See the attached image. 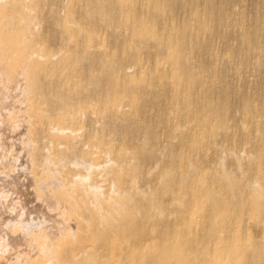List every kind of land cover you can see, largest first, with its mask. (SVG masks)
<instances>
[{
	"label": "bare ground",
	"instance_id": "1",
	"mask_svg": "<svg viewBox=\"0 0 264 264\" xmlns=\"http://www.w3.org/2000/svg\"><path fill=\"white\" fill-rule=\"evenodd\" d=\"M15 1L0 0V58L3 62H6V67L1 72L11 77L16 74L19 67L25 78L26 84L22 91V96L28 106L33 108L32 118L36 124L33 129L29 130L24 142L28 147H31L33 167L36 171L38 170L37 175L38 172L40 173L38 182L33 179L31 182H33V185L36 184L34 182H37V186L40 189L39 192L44 198V203L50 208L68 198L74 204L76 202L72 212L76 216H85L87 218L82 223L79 236L74 235L67 229L60 230L57 245H52L49 241V237L56 235V232H51L52 235H50L49 230L43 228L44 235L40 234L39 239L33 237V235V238L30 239L31 245L35 244L37 246L42 258L34 262L23 261L21 264H264V133H262L260 127V129L250 127L247 123H244L243 127L239 126L238 128L240 129L237 128V132L232 127H227V125L223 124L222 126L213 127L208 122L211 112L222 109L230 103V98L241 94L242 96L239 95L241 98H237L238 104L231 106L232 113L242 112L248 120L257 121L261 127L262 125L264 126V110L252 108V98L250 97V99L245 93H240L242 90L238 85L234 84L235 87H238L237 91L241 90L240 92L236 91L237 88H234L235 91L229 90L234 86H231V84L229 88L227 83H225L227 85H224L229 89L222 86L223 84L220 87H224V89H219L221 76L229 69L233 70L232 73L234 74H237L235 70L238 69L236 72L239 71L242 68L241 66L245 68L248 66L246 69L250 70L251 63L248 65V62H250L248 59L244 58L246 61H241L240 67L236 66L237 62L235 63L234 59L231 60L238 50L240 52V46L238 50L236 48L232 49H236L235 55L230 49L233 52L230 60L234 62L237 67L235 68L234 65L231 66L229 64L230 66H228L226 64L228 63L227 61L219 62V52L216 49H212L210 44H208L209 41L211 42L210 39L215 37V39L219 37L223 41L226 40V42L227 37L230 40L233 35V32L232 35L230 34V29V32L228 29V31L222 29L226 32L219 30H221V26H227L228 28L232 24L235 26L234 23L238 21L230 22V18L233 17H229L230 14L228 15L227 13L229 6H233L235 0H203L204 2H200L201 4H199L198 0H166L165 2L147 0L148 3H145L147 7L145 6L144 8L142 6L143 9L140 7V11L135 10L138 6V0H81L85 8V10L81 8L82 12L84 11L83 13L79 10L80 7L75 10L78 8V6H75L79 2L70 0L67 6L64 7L65 9L63 8L65 11L64 18L63 16L61 18L63 22L59 24L60 21L55 20L59 24L55 26L62 28V31L60 30L61 28H59V31L63 35L61 36L64 37L62 43H65V46L63 45L64 49L62 48L58 52H54V49L44 48V43H47L46 36L50 37V32V35L40 33V28L45 24L43 12L47 11L45 8L50 1L30 0L31 7L35 9L32 12L25 10L24 6L14 5ZM44 5L46 6L44 7L45 11L43 9ZM181 6L190 11V14L185 11L188 13V16L185 15L186 13L182 16H185V19L181 16L178 17L179 14L177 12L180 11ZM77 11H80L79 13L81 14L77 13ZM256 14V20L254 16V19H250L249 23L243 16L241 20L239 19L240 25L238 24L242 29L241 37L244 42L241 43L239 41V43L246 45L244 46L246 47L245 51H248L247 53H250V55L256 45L264 43V31L262 34L261 30L264 26L260 24L264 23V12ZM173 15L174 19L175 15H177V22H173ZM247 17L249 19L250 16ZM56 18H59L58 15ZM52 19L53 23H50L54 25L55 18ZM165 24L171 25L172 29L167 32L159 31L161 29L158 30V27L160 28L161 25ZM47 28L46 30H48ZM117 28L130 31V36L128 34L123 35L122 31L117 32ZM163 28L165 29V26ZM27 30L28 32L31 31L32 37H29L30 33ZM100 31L107 33L110 41L117 43L116 46H112L111 49H107L106 45L99 47V43L97 44L99 41L97 33H100ZM234 33H236V30ZM43 35H45L44 38L41 37ZM233 37L231 39L241 40L240 37V39ZM134 38H136V41L133 40ZM80 39L82 40L81 43ZM206 39L209 40H207L208 43ZM78 40L80 44L82 42L83 44L78 45ZM226 42L225 45H227ZM94 43H96L95 47ZM136 44H139V46L137 45L138 47H136ZM258 49H260V46ZM147 50L157 60L156 66L160 70L159 78L154 77L152 73L145 69L141 51ZM227 50L226 52H228ZM254 52L253 54L256 53ZM259 54L262 56L261 53ZM259 54L254 56L257 57ZM239 55L238 57H236L237 55L235 56L238 60L242 56ZM203 56L206 58H202ZM221 57L224 58V56ZM262 58L264 59V56ZM258 60L255 61L256 63L258 62V65L252 64L258 67L263 61L260 62V59ZM221 65L224 68L226 65L233 67V69L221 70L224 69ZM261 66L263 68V64ZM129 69L131 71L134 69L137 72L133 75H128L127 70ZM131 71L129 73L133 72ZM220 72H223L222 75ZM240 72L242 73V71ZM222 77L224 78V75ZM261 80L259 81L261 82ZM238 81L241 82L242 80ZM262 82L264 83V81ZM241 84L246 85V87L249 85ZM261 85L263 84L261 83ZM246 87L244 86L243 90L245 88L247 91L251 88V86H249L250 88L247 87L248 89ZM249 91L251 93L252 89ZM255 92L253 90L252 93L254 94ZM250 93L247 94L251 96ZM258 93L260 94V92ZM258 93L256 95L259 97ZM257 96L255 94L254 96L252 95L254 98ZM159 100H167L171 104V109L168 111L172 113L168 114L173 120L171 128L169 127L171 132L177 129L178 124L176 122L178 121L188 125L191 131L190 137L183 140L179 145L173 144L175 142L174 138V142L170 139V141L165 139L168 144L170 143L169 146H164L169 149L167 159L173 168L174 176L173 178L164 179L166 181L160 179L163 181L164 186L158 188L157 185L161 186L158 181L159 183L154 186L155 190H151L160 191L162 195L169 197L173 205L180 206L189 203L188 206H191L192 211H184L182 208L180 216L182 224L180 227L173 225L171 220V222L168 220L169 222L160 224L159 216L161 214L155 213V209H151V213L154 214L156 219L154 226L151 224L152 228L149 227L150 225L148 226L149 228L146 227L149 218L146 219L142 217L143 215H138L134 211L135 195L126 190L120 174L116 175V177L114 176V179L111 176L112 180H110L112 183H110L114 189L109 197L103 195V185L100 181H97L98 178H105L107 175L115 173V165L112 160L116 161V159L112 157V150L119 148L115 147L114 144L120 140L122 143H127L126 145L123 143L127 149L122 148L132 155L130 161L126 160V167L129 169L128 172L131 173L130 176L133 173L132 167L137 158L144 153V148L149 151L151 148L149 145L156 143V145L160 146V152H163V148H161L163 145L160 144L161 140H159L158 130L138 125V120L146 118L144 110L148 102L156 103ZM214 100H219V102L213 103ZM152 104L150 103L149 107L150 105L152 107ZM149 107L146 110L150 109V114L151 107ZM261 107L264 108L263 106ZM126 111L127 113L131 112V114H127ZM155 112L153 113L155 114ZM133 113H136V115ZM109 115H111L110 119ZM112 116H114V119ZM91 120L95 121L93 125L96 123L93 131H89L86 125V122ZM81 122L83 123L81 124ZM222 127L230 130V133L227 131L225 133ZM159 131H161L160 128ZM249 132H251L250 134L253 133L252 136L255 137L253 139L258 137L262 143V149L257 154H249L247 159L249 160V168L245 170V173L250 176H256V180L253 183L249 184L242 180H240L241 182L239 180L234 181V177H231L228 172L224 160V158L232 157L230 155L232 151L225 150L222 146L223 143H219L224 152L222 154H220L221 151H219L220 153L218 152L221 157H217L219 161L216 159L219 163L217 164L218 167H216L217 171L201 172V175L197 174V171H192V165L188 163L191 154L203 151L205 152L203 156H206V150L214 147L218 148L217 145L221 137H227L229 140L235 138L243 144L252 142L251 138H249L251 136L248 134ZM136 133L139 135L138 138L140 134L145 136L143 141L141 138L144 136L140 137L141 142H143L142 147L139 141L131 143V139ZM80 136H86L89 140V146L93 145L98 152L106 154L108 169L106 167L105 170L101 171L104 176H95L101 169V165L94 161V158L92 159L90 153H85V156L81 157L80 160L79 158L71 160V154L75 152V146L68 147L67 144H69L71 139L70 143H73ZM227 138L223 141L228 140ZM193 139L196 140L192 141ZM93 140L95 141L93 142ZM44 141V145H41L40 142ZM5 144L8 143L6 142ZM11 145H13V142ZM244 145L246 146L247 144ZM63 147L67 149V152L66 150L63 151L62 159L68 162L71 160L70 165L91 174L80 180L75 174L71 173L70 181L67 184L62 182L57 173L53 172V167L56 166L57 162L48 153V149ZM164 155H166V152ZM29 174L31 178L34 175L32 171ZM189 175L197 176L196 179L199 182H203L202 180L204 179V183L197 185L188 183L190 182L187 179L190 177ZM25 177L28 178L29 176L26 175ZM8 179H4L2 182L5 185V189L15 193V195H19V202L21 200V206L24 209L30 210L34 214L41 215L44 213L40 206H33L34 198L29 193L22 191L20 189L22 187H19L18 183L16 184ZM15 181L17 180L15 179ZM91 182L93 183L92 185ZM77 186L81 189L80 192L74 191ZM235 188L239 189V193L234 192ZM248 189H252V191L248 192ZM49 190L53 191L54 194L50 195L48 193ZM73 192L76 193L75 196ZM242 193L249 196L243 199ZM8 195L4 197V194L0 191V203L3 202L4 198L7 199ZM147 199L151 201L153 208L160 205L159 200L152 201L151 198ZM226 200L229 201L226 202ZM9 203H7V206ZM11 205H9V209L12 210ZM192 221H196L194 223L198 224L196 229L191 228ZM26 224L23 219H19L14 224L13 232H20L21 235L19 237L13 236L11 245L18 247L24 242V229L30 225ZM124 228L128 232L121 234ZM166 234H169V236L164 239ZM54 239L56 238L54 237ZM70 241L76 243L73 249L67 247V243ZM87 244H93L95 249L92 252L86 250ZM2 247L0 246V248ZM75 251L78 252L76 253Z\"/></svg>",
	"mask_w": 264,
	"mask_h": 264
},
{
	"label": "rangeland",
	"instance_id": "2",
	"mask_svg": "<svg viewBox=\"0 0 264 264\" xmlns=\"http://www.w3.org/2000/svg\"><path fill=\"white\" fill-rule=\"evenodd\" d=\"M49 1H50V3L48 5H46L47 7L44 5L43 6V9H44V7H46L45 8V9H47L46 12H50L51 14L50 13H47L46 14V12L45 13L43 12V14H44L45 17H43V16L42 17L45 18L44 19V22H45V24L47 26L43 22L44 25H43V27L40 28V30H41L40 33L41 34L44 33L46 35V34H49V32H50L51 36L50 37L49 36H46L47 43H44V45H45L44 48L45 49H48L49 48L50 50L51 49L52 50L54 49V52H58V50H60V51L62 50L63 45L65 43H62L64 41L63 40L64 37H62L63 35L61 33L62 28L59 27V28H61L60 29L61 31H59V28H57L58 26H55V25L58 24L59 21H60L59 24L61 22H63L62 19H61L62 16H63V18L65 16L64 15L65 14L64 13L65 11L63 10V8L67 6V3H69L70 0H49ZM76 1H77V3L79 2V4L75 6V7L78 6V8H76L75 10H78L79 7H80L79 10H81V12H82V9L84 8V3L81 0H76ZM138 1H139L138 4H137L138 6H137V9H135V10L140 11L141 8H142V6L144 8H145V6L147 7V4L145 5V3L147 2V0H138ZM157 1H159V2H165L166 0H163V1L162 0H157ZM198 1H199V4H201L200 2H204L203 0L202 1L201 0H198ZM139 3L142 4V5L140 6ZM13 4L14 5L24 6V9L25 10H28V12L29 11L32 12V11L35 10V9H33L31 7L30 0H16ZM233 4H234L233 6L232 5L229 6V8L227 10L228 11L227 13H228V15L230 14L229 17L230 16L233 17V18H230L233 21H231L229 19L230 22H235L236 20H238L237 22L234 23L235 26L237 25L236 27L238 29L235 26H233V24L231 23L232 24L231 27L228 28L227 26H224V27L221 26V30H219V31L222 32L223 31L222 29L228 31L230 29L231 30V33L230 34L232 35V32H233L234 37H235V34H236L237 35L236 37L238 39L241 38V40L231 39L233 37V35L232 36L230 35L231 38H230V36H229V38H230L231 41L228 40V37H227V42H226V40H224V41H223V39L221 40L219 37L217 39H215L216 38L215 37V38H212L214 40L210 39L211 42L208 39H206V42L208 43V41H209L208 44H210V47L212 49H214V50L216 49L219 52V54H220V57H219L220 60H219V62H221V61L222 62L227 61L228 63H226V64H228V66H230V65L231 66H233V65L235 66L234 62L233 61H232L233 63L231 62V60L234 59L235 60V63L237 62L236 63V66L238 65L237 67H240L239 65H241L243 61L245 62L246 59H248V61H250V62L247 61L248 62V65L251 63L250 64L251 67H249L250 70L249 69L247 70L246 68L248 66L246 68L243 67V66H241L242 67L241 68L242 70L240 69L239 71L236 72V70H238V69H236L235 70V73H237V74H234V73H232L233 70H230L229 69L231 67H228V66L225 65V68H224L223 65H221L224 68V69H221V70H225L227 68L229 70L228 69H227L228 71L225 70V71H227L225 73H223L224 71L222 72L223 75H224V78L222 77L223 75L220 72L221 75H222L221 76V78H222L221 79V82L222 81H224V82L223 83L220 82L219 89L221 88L220 86L222 84H223L222 86H224V87L229 86V88H230V85L231 84H232L231 86H234V84L235 85H238V87L241 88L242 91L241 90L237 91L238 90V87H235V86L234 87H231L230 89L228 87L227 88L229 90H231V91L232 90L235 91L234 88H237L236 89L237 92H240L241 91L240 93H245L249 98L250 97L252 98V99L250 98L252 100V106H251L252 108H257V110L258 109L259 110H264V108L261 107V106L264 107V104H263L264 102L262 103L263 105L262 104H259L262 101H264V83L262 82V81H264V69H263L264 68V59L262 58V56H264V53H263V51H264L263 44L264 43L262 45H261V43L259 45H256V48L254 47V51L256 53L254 51H252L251 52L252 53L251 55H250V53L248 54L247 53L248 51L247 52L245 51L246 50V47H244L246 45H244V44L241 45V43H244V42L242 41L243 39L241 37V31H242V29L239 26L240 25L239 24L240 23V20H241V18L243 16H245L244 19L246 21L248 20L247 22H249V21L252 20V18L254 16H255V20H256V16H257L256 13H258V12L259 13L260 12H264L263 11L264 10L263 9L264 8L263 7L264 6V0H260V1L259 0H237V1L235 0L233 2ZM48 7H50V8H48ZM259 7H260V9H259ZM180 8H181V9H179L180 11L177 12L179 14V15L177 14L178 17L179 16L182 17L186 13L185 11H187L188 13L190 12V11L186 10V8L184 9V7H182V6ZM45 9H44V11H45ZM83 10H85V8ZM181 10H182V12H181ZM255 10H256V12H255ZM79 12L80 11H77V13H79ZM231 12H232V15L233 16L231 15ZM54 13H55V15H54ZM188 13H186L185 15L188 16ZM79 14H81V13H79ZM57 15H58L59 18H56ZM177 15H175V19H174V15H173V19H174L173 22L174 21L177 22V20H176V18H178ZM187 16H186V18H187ZM247 16H250L251 18L249 17V19H247L248 18ZM184 17H182V18L185 19ZM52 18H55L54 19V22H55V20L58 21V22H55L54 25L52 24L53 22L51 21V20H53ZM178 21H179V19H178ZM50 22H52V23H50ZM252 22H255V21H252ZM260 24H261V26H262V24L264 26V23H260ZM167 25L166 24L165 25H161L160 28L158 27V30L161 29V30H159L161 32H163V31H165V32L170 31L172 29L171 28L172 26L170 25L171 26L170 27L169 24H167ZM53 26H55V27H53ZM163 26H165V29L164 28L162 29ZM45 27L46 28L48 27L47 28L48 30H46ZM225 27H226V29H225ZM262 28H264V27H262ZM262 28H261V30H262V34H263L264 29H262ZM234 29L236 30V33H234V31H235ZM117 30H118L117 32L122 31L121 33L123 35L128 34L130 36V34H129L130 31L121 30L119 28H117ZM230 30H229V32H230ZM237 30L238 31L240 30V31L238 32ZM226 31H223V32H226ZM27 32H28V30H27ZM28 33H30L29 34V37H32L33 34H31V31L28 32ZM97 34H98L97 36H98V39H99V41L97 42V44L99 43V47H102V46L106 45V48L107 49H111L112 46H114V45L116 46L117 43L115 41L114 42L113 41H110V39L107 36V33H105L104 31H100V33H97ZM45 35H43L41 37L44 38ZM133 40L136 41V38H134ZM263 40H264V38H263ZM81 41L82 40L80 39V43H81ZM228 41H230V42H228ZM239 41H241V43H239ZM225 42H226L227 45L229 44V46L232 47V48H230L229 46L225 45ZM77 43H78V45L80 44L79 43V40H78ZM82 44H83V42H82ZM82 44H80V45H82ZM95 44L96 43H94V47L96 46ZM137 45L139 46V44H136V47H138ZM241 46H242L243 49L241 48ZM259 46H260V49H258ZM238 47L240 48V52L238 50ZM227 48H228V50H227ZM233 48H236L238 50V52L236 51V49L232 50ZM225 49L229 53H231V54L228 55L229 53L226 52ZM230 49L234 53L231 52ZM243 50H244V52H243ZM141 52L143 53V54H141V53L140 54L144 58V60L142 58L141 59L145 62L144 63L145 69L147 71H149L150 73H152L154 75V77L159 78L160 77L159 76L160 75V70H158V68L156 66L157 60L153 57L152 54H149V53H151L150 51L147 50V51H141ZM235 52L238 53V54L236 53L237 56L235 55ZM253 52L255 54H253ZM257 52L261 53L262 56H260V54L257 53ZM232 53L236 57H238V55L240 53V55H242L241 56L242 58L239 57V60L240 59L241 60L239 61L238 58L236 59L235 56L232 57ZM257 54H259L257 57L254 56V55H257ZM246 55L248 56V58H247ZM221 56H224V58L221 57ZM230 56L232 57L231 60H230ZM204 57L205 56H203L202 58H204ZM27 58H29V56H27ZM225 58L228 59V60H226ZM244 58H246V59H244ZM257 58L260 59V62L263 60L261 63L259 62L261 65L263 64V68H262L261 65H259L261 69L259 68V66L258 67L255 66L256 64L258 65V62L257 63L255 62L256 60H258ZM252 63H254L255 65H253ZM5 64H6V62L5 61L3 62V60H1V58H0V90H1L0 91V153H1L0 154V191L4 194V197H6L5 195H8L9 194L7 196V199L8 200L4 198L3 199V202H2L3 204L0 203V209H1L0 210V235H1L0 236V244L2 243L0 246H3L2 248H0V264H17V263L18 264H21L23 261H25V262L26 261L27 262H32L33 261L34 262L36 260H39V258L40 259L42 258V254L40 253V251L37 248V246L35 244L31 245L32 243H31L30 239L33 238V237L39 239L41 235H44L43 228L49 230L50 235H52L51 232H56V235H52L51 237H49V241H50V243H52V245H57L58 244V241H59L57 239H58V237L60 235V233H59L60 230L63 231V230H66L67 229L70 232H72L74 235H78L79 236V234H81V226H82V223L87 218L85 216L84 217L83 216H76L72 212V208L75 207L76 202L74 204L71 199L65 198L64 200L60 201L58 203V205H56L54 207L51 206V208L46 203H44V200H43L44 198H42L41 192H39L40 189L37 186V182H38L37 180L40 178L39 177L40 176V173L38 172V175H37V171L38 170L36 171V169H34V167H33V164H32L33 160L31 158V147H28L26 145V143L24 142V140L28 136L29 130L33 129L35 127V124H36L35 121L32 118V114H33V110L32 109L33 108L28 106L26 100L22 96V91L24 90L25 84H26V82L24 80L25 78H24V76L22 74L21 68H19V67L17 69L16 74L14 76H11L12 78L10 76L4 75V73L1 72V71H3L5 69V67H6ZM236 66H235V68H237ZM256 67H257L258 70L256 69ZM231 69H233V67ZM245 70H247V71H245ZM127 71H128L127 72L128 75H133V74H135L137 72V71L135 72L134 69L132 70L133 72L131 71V69H129ZM130 71L132 73H129ZM240 71H242V73ZM238 72H240V73H238ZM260 79H262L261 82L259 81ZM238 80H242V81L240 82ZM247 81H248V83H247ZM225 83H227L228 85L225 84ZM241 83L249 84L247 87L251 86V88L249 87L250 88L249 90L252 89L251 93H250L249 90H247V91H249V92H247L245 90V88L243 90V87L244 86L246 87V85L241 84ZM261 83L263 85H261ZM224 84L227 85V86H225ZM255 84H256V86H255ZM224 87H222L221 89H224ZM247 87H246V89H248ZM253 90H254V92L256 91L254 93L255 96H257L256 94L258 92H260V94L258 93V95H260L259 97H262L263 96L262 97L263 99L262 98H259L258 96L255 97V98L252 97V95L254 96V94L252 93ZM219 91H221V90H219ZM247 93H250L251 96L249 94H247ZM6 94H7V96H6ZM232 95H231V97H232ZM239 95L242 96L241 94H239ZM239 95L238 96L236 95V97L234 96L233 98H230V103L228 105H225L222 109L217 110L216 112H211V114H209L210 115V118L208 119V122H209L210 126L218 127V126H222L224 124V125H227V127H232L234 130H236L238 132V129H240L238 127L239 126L240 127H243L244 123H247V124H249L250 127H256V128H259L260 127L261 129L260 128L259 129L262 131V133H264V126L262 125V127H261V125H259V122L257 123V121L256 122H252V120L251 121L248 120L246 118V115L243 114L242 112H234V113H232L233 111H232L231 106H233L235 104H238V99L237 98H239V99L241 98V97H239ZM15 96H16V98H15ZM257 98H259L258 100L261 101V102H259L258 100H256ZM157 102L156 103L154 102L155 104L153 102H148V104H147L148 106L146 105L145 106V110H144L145 115H146V118H144L143 120H142V118H141V120H138V125L139 126L140 125L141 126L144 125V126L150 127V129L158 130V134L160 136V139L159 140H161L160 144L163 145V146H161V148H163L162 149L163 152L162 153L160 152V150H161L160 149V146L156 145V143H154V144L151 143L149 145L151 147L149 151L147 150V148H144L145 151L135 161L134 166L132 167L133 173L130 176L131 173L128 172L129 169H128V167H126V164H127V161H130L132 159V155L131 154H128L127 151L124 150V149H127V148H125L126 146L124 147V145H126L127 143L125 144L123 142L124 143V145H123V143L120 140L116 144H114L115 147L117 146L119 148H116V149L114 148L112 150V154H113L112 157L116 159V161L115 160H112V161H114L112 163H114V165H115V170H114L115 173L110 174L109 176L107 175L105 178H102L101 177L100 179L102 181L98 178L97 181H100L101 184L103 185V188H104V191H102L103 195L105 197H109V196H111V194L113 192V189H114V188L111 187V183H112L111 180H112V178L114 176L116 177V175L118 176L120 174V176L123 178L122 179L123 182L125 183L126 190H129V192H131L133 195H135L134 202H135L136 206L134 204V211L138 215H143L142 217H144L146 219L149 218L148 219L149 221L147 222V226L146 227H148L150 225L149 227L152 228V226H154L153 224H154V222L156 220L155 217H154V214L151 213V209H155L154 210L155 213L161 214L159 216L160 217V224H162L164 222H167L168 220L169 221L171 220L173 225H177V226L180 227V225L182 224V222H181L182 219L180 218L181 213H182L181 212L182 211V208H183L184 211H189V212L192 211L191 206H188L189 203H185V204L180 205V206H177L176 204L173 205V203L170 201V198L169 197H167L165 195H162L160 193V191H151V190H153V189L155 190V187L154 186H156L157 183H159V182H160L161 186L160 185H157V187L158 188L159 187L161 188L162 186H164L163 181H166L164 179L173 178V176H174L173 168H172V166L170 165V163H169V161L167 159V157H168L167 155L169 154V153L167 154V152H169V149L166 148V147L170 145V143L168 144V141H170V140L173 141L175 139L174 140L175 142L173 141L174 142L173 144L176 143V144L179 145V144L182 143L183 140H185L186 138L190 137L191 131L189 130L188 125H184L182 123V121H178V122H176L178 124V127L176 129L177 132H175L176 131L175 130V131H172V132H174V133H172L170 131L171 130L170 128L172 126L173 120H172V117H170L168 115V114H172V113L168 112L171 109V104L167 100L166 101L165 100H161V101L159 100ZM217 102H219V100H214L213 101V103H217ZM150 103L151 104L153 103L154 105L152 104V107L150 105V107H151V113L149 114L150 109H147L146 110V108L149 107V104ZM153 106H155V108H153ZM157 110H159L160 112L157 111ZM146 111H148V112H146ZM153 112H155V114ZM158 112H159V114H158ZM126 113H127V111H126ZM235 113H236V115L237 114L238 115L236 116ZM127 114H131V112L130 113L128 112ZM133 114L136 115V113H133ZM6 115H7V117H6ZM110 116L111 115L108 116L109 119H110ZM112 118L114 119V116H112ZM225 118H227L226 119V122H225ZM94 122L95 121H92V120L89 121V122H86L87 129L89 131H93V129H94L93 127L96 126V123L94 124L95 126L93 125ZM251 122H252V124H251ZM82 123L83 122H81V124ZM159 128H160L161 131H159ZM204 128H205V126H204ZM226 128L222 127V130H224L225 133H227V132L230 133V130H226ZM232 128H231V130H233ZM227 129H229V128H227ZM159 132H161V133H159ZM166 133L169 135L170 138L168 137V135ZM250 133L251 132H249L248 134L252 136L253 133L252 134H250ZM170 134H172V135L170 136ZM175 134H176V136H174ZM134 135H136V137H134ZM134 135H133V138L131 139V143H134V142H137V141L141 142V140L142 141L145 140L144 134H140V137L141 136L142 137L144 136L143 138H141V140H140V137L138 138V136H139L138 133H136ZM162 135H163V137H162ZM10 136H11V138H10ZM228 136H230V134H228ZM251 136L249 138H251L252 142L244 143V144H247L246 146L243 143H241V141H239L238 139H235L234 138L233 140H229L226 137L228 140H226L224 142L223 140H225L226 138H222L221 137L220 139L222 141L219 139V142H218V145H217L218 148L214 147L213 149H215V150H213V149L206 150V156L204 155L205 157L203 156V154L205 153L203 151H197L194 154H191V156H190V158L188 160V163L190 165H192V167H191L192 171H197V174H200V175H201V172H209V171H215V170L217 171L216 167H218L217 164H219L218 163L219 158H217V157L218 156L221 157L220 154H222V152H224L222 150L221 146H220V144L223 143L222 146L225 148V150H227V151H230L231 150L232 151V153L230 154L232 157L224 158L225 164H226V168H227L228 172L231 174V177H234V181L235 180H239V181L242 180V181H245V182H247L249 184L250 183H253L256 180V176H250L247 173H245V170L247 168H249V160H247V159H248L249 154H252V153L253 154H257V152L260 149H262V146H261L262 143L260 142L261 141L260 138L256 137V139H253L255 137L254 136L251 137ZM134 138H135L136 141L133 140ZM14 139L17 140V141H15ZM165 139H167L168 141L166 142ZM4 140H6V141H4ZM195 140L196 139H193L192 141H195ZM71 141H72V139L70 140V142ZM88 141L89 140H88V138H86V136H82V137L80 136V137L76 138L73 143H70L69 142V144H67L68 147L75 146L74 147L75 148V152L73 154H71V160L76 159V158H79V160H80L81 157H84L85 156V153H90L92 159L94 158V161L100 163V165H101V169L99 170V172H97L95 174V176L96 175L97 176L98 175H103L104 176V173H101V171L102 170H105V168L107 167L106 164H108L107 163V159H106V154L105 153H102V152H98V150L93 145L92 146L91 145L89 146ZM94 141L95 140H93V142ZM6 142L8 144H5ZM12 142H13V145H11ZM21 142H23V143L21 144ZM120 142H121V144H119ZM128 142H130V141H128ZM44 143H45V141L44 142H40L41 145H44ZM119 145L120 146L122 145V146L120 147ZM142 145H143V142L140 143V146L141 147H142ZM15 146H17L18 148L15 147ZM128 148H130V147H128ZM217 149H219V150H217ZM65 150L67 152V149L65 147L59 148V149H48V153L53 157V160L55 162H57L56 163V166L53 167V172L54 173H57V176H59V178L61 179V181L64 182L65 184H67V182L70 181V174L71 173L72 174H75L80 180H82L84 177L88 176L89 173L87 171H85L83 169H80V168H75L74 166L70 165V161L71 160L68 162V161H65V159H62L61 158L62 157V154L64 153L63 151H65ZM116 150H118V151H116ZM120 150H121V152H119ZM219 151H221V153ZM165 152H166V155H164ZM215 153H217V155H215ZM12 154H13V156H12ZM5 157H7L8 159L5 158ZM27 157H28V159H27ZM22 160H23L24 163L22 162ZM4 161H6V162H4ZM28 163H29V165H27ZM26 166H27V168L30 166L28 168V170L30 172L27 170ZM15 168H16V170H15ZM107 169H108V167H107ZM31 171H32V174L34 173L33 177L35 176L36 179L33 178V177L32 178L30 177L31 175L29 173H31ZM189 172H191V171H189ZM26 173H28V174H26ZM26 175L29 176L30 178L29 177L28 178L25 177ZM12 176H13L14 179L12 178ZM111 176H112V178H111ZM189 176L190 177H188L187 179H189L190 182H188V183H192L193 185H197V184L204 183V179L202 180L203 182H199V180L196 179L197 176H195V175H189ZM5 177H7V178H5ZM8 177H9L10 180L14 181L16 184L18 183L17 185H20L19 187H22V188H20V189H22V191H26L27 193H29V195L32 198H34L33 199V201H34L33 206H35V205L40 206V208H42V210L44 212L43 214L39 215V214H36L35 213L36 214L35 215L30 210L24 209L21 206V200L19 202V199H20L19 195H17V194L15 195V193H11L9 190L5 189V187H4L5 185H4V183H2L4 181V179L6 180V179H8ZM93 177H92V179H93ZM15 179L17 181H15ZM27 179H29V180H27ZM32 179L35 180V181H37V182H34V183H36L34 185H35V188L37 190L34 188L33 182H31ZM104 179L107 180V181H105ZM160 179H163V181H161ZM25 183H27V184H25ZM92 184L93 183L91 182V185ZM74 189H75L74 190L75 192H80V190H81L78 186L75 187ZM248 190H249L248 192L252 191V189H248ZM6 191H8V192H6ZM30 191H31V193H30ZM75 192H73V195L74 196L76 195ZM234 192H238L239 193V189H236L235 188ZM48 193L50 195H53L54 194L53 191L51 192V190H49ZM12 195H14V196H12ZM241 195L243 196V199H244V197L249 196V195L244 194V193H242ZM18 197H19V199H18ZM147 198H151L152 201L159 200V204L160 205L153 208L152 207L153 204ZM5 200H7L8 202L5 201ZM227 201H229V200H226V202ZM6 202L7 203L10 202L9 205L12 204L11 205L12 210L9 209L10 206L9 205L7 206V203ZM135 207H136V209H138V208L139 209L136 210ZM26 211H28V212H26ZM32 214H34V215L32 216ZM151 216H153V217H151ZM165 216H169V217L166 218ZM55 217H58V218H55ZM161 218H162V220H161ZM19 219H23V221L25 223H27L26 225H29V224L30 225L29 226H26L25 229H24V234H23V236H25L24 242L20 246L15 247V246L11 245V239H12L13 236L19 237L21 235L20 232L19 233L18 232L17 233L13 232L14 224ZM54 222H56V223H54ZM192 222L193 223H191V228L196 229L198 227V224L197 223H194L196 221H192ZM151 224H152V226H151ZM162 226H164V225H162ZM161 228H163V227H161ZM39 229H41V230H39ZM127 232H128V230L126 228H124V229H122L121 234H124V233H127ZM4 233H5V235H4ZM168 236H169V234H166L164 236V239H165V237L167 239ZM54 237L56 239H54ZM75 245H76V243H74L72 241H70V242L67 243V247L69 249H73L75 247ZM86 247H87L86 250H88L90 252H92L95 249V247L93 246V244H87ZM75 252L77 253L78 251H75ZM18 257H19V259H18ZM47 264H53V263H47Z\"/></svg>",
	"mask_w": 264,
	"mask_h": 264
}]
</instances>
